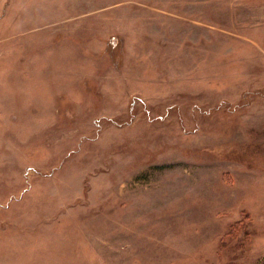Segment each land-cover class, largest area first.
Wrapping results in <instances>:
<instances>
[{"label":"rangeland","instance_id":"obj_1","mask_svg":"<svg viewBox=\"0 0 264 264\" xmlns=\"http://www.w3.org/2000/svg\"><path fill=\"white\" fill-rule=\"evenodd\" d=\"M0 264H264V0H0Z\"/></svg>","mask_w":264,"mask_h":264}]
</instances>
